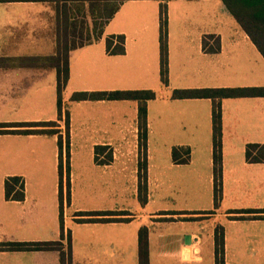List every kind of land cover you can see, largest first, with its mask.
<instances>
[{"label":"crops","instance_id":"0c3cea01","mask_svg":"<svg viewBox=\"0 0 264 264\" xmlns=\"http://www.w3.org/2000/svg\"><path fill=\"white\" fill-rule=\"evenodd\" d=\"M191 1L174 16L177 23L168 32V85L161 78L160 23L158 30L157 19L151 22L143 14L146 9L138 5L165 3L158 0L124 2L99 40L71 52L62 119L55 68L19 63L0 67V114H33L0 122L55 121L65 136L68 112L72 167L71 202L65 186L63 213L60 177L38 176L34 190L25 186L21 201L6 199L3 177L0 242L61 241L67 251L70 239L71 264H139V230L146 226L150 264H215V230L218 219L224 218L226 264H264V218L255 217L264 213L247 212L264 210V161L246 159L248 144L264 147V97L221 100L223 196L218 207L214 203V101L172 98L175 89L264 87V56L238 21L230 30H222L221 2ZM223 8L227 11L224 4ZM44 35L52 40L50 53L38 46ZM111 35L125 37L124 54L108 52L106 39ZM204 38L208 49L219 38L220 50H205ZM55 53L54 2H0V57ZM116 90L157 93L156 99L148 101L145 205L139 199V102L71 100L75 92ZM73 105L95 110L82 109L76 118ZM76 134L84 142H75ZM0 140H4L0 143L4 164L22 167L30 161L48 162L59 175L58 134H0ZM97 145L111 148L110 164L96 162ZM174 146L191 148L190 163L173 162ZM7 175L19 176L16 170ZM91 211H127V215L106 217L129 221H78L88 217L80 212ZM168 225L179 226L182 237L165 236ZM187 235L190 244L183 239ZM60 254L58 250L0 251V264H61Z\"/></svg>","mask_w":264,"mask_h":264},{"label":"trees","instance_id":"16d2710c","mask_svg":"<svg viewBox=\"0 0 264 264\" xmlns=\"http://www.w3.org/2000/svg\"><path fill=\"white\" fill-rule=\"evenodd\" d=\"M8 1H50L56 4V53L49 56H34L23 58L0 57V67L12 64H27L40 68H55L57 72V94L59 119L63 116V91L70 76V54L72 51L90 45L99 40L107 24L115 16L121 5L129 0H0ZM169 2L172 0H158ZM227 11L249 34L254 44L264 56V0H221ZM163 5V4H162ZM164 8L160 11V52L161 78L164 85H168V31L167 15ZM88 18L94 22V27L88 26ZM91 27V28H90ZM212 37V36H211ZM107 50L111 54L125 53V37L111 35L106 39ZM204 49L218 52L221 48L217 38L215 46L208 49V40L204 38ZM239 97H264V87H238L216 89H175L173 99L211 98L213 105V144H214V203L218 207L223 196V145H222V106L221 100ZM157 98L154 90H116V91H81L73 93L72 101H123L139 102V199L142 205L148 201V101ZM65 137L57 128L59 124L50 122H15L0 123V134H58L59 145V175L60 198L62 213L64 191L66 186L67 201L71 202V169H70V134L69 115L65 118ZM25 129H15V128ZM96 162L100 165L113 161V152L109 146L95 147ZM103 156V158H101ZM172 159L175 164H188L192 159L189 146H174ZM246 159L250 162L264 161V147L259 144H248ZM5 194L8 200L21 201L25 197V181L19 176L9 177L5 181ZM248 213L262 212L250 210ZM127 211H91L80 212L78 215L88 216L79 222H110L129 221V218H113L106 216L127 215ZM104 216V218H97ZM264 218V216H255ZM242 218H244L242 216ZM58 250L61 264H71L70 239L68 250H64L61 241L47 242H0V251H31ZM139 264H150L149 230L143 226L139 230ZM215 264H226L225 260V232L223 226L215 230Z\"/></svg>","mask_w":264,"mask_h":264},{"label":"rangeland","instance_id":"374dc122","mask_svg":"<svg viewBox=\"0 0 264 264\" xmlns=\"http://www.w3.org/2000/svg\"><path fill=\"white\" fill-rule=\"evenodd\" d=\"M190 2H192L191 0H173L171 3L167 2V3H163V5H156L157 3H147V4H138L141 7H144L146 9V11L143 10V14L145 13V16H147L150 21L152 22V20L154 19V17L157 19V24H158V30H159V23H161L160 20V14L159 11H161V8H164V12L167 15V31H171L174 28L175 23H177V20H174V16H177L179 14H182V6L183 4H189ZM215 2H221V23H222V30H230L232 25H236L237 20L234 18V16H232L229 12L225 11V9L223 8V3L222 1H218L216 0ZM193 5V4H192ZM156 11L157 13L155 14ZM88 26H92L94 27V22L91 18H88ZM91 28V27H90ZM41 44H39L38 46H40L41 49H43V51L50 53L51 51L54 50V47L51 48V44H52V40L51 42L49 41V37L44 35L42 39L39 40ZM51 48V50H50ZM67 89V87L65 88V90ZM33 90V88H30V91ZM68 90V89H67ZM32 93L30 92L28 94V96H30ZM54 95V93H53ZM58 96L57 92H56V97ZM50 95H49V90L48 88L46 89V92L43 93V100H45L46 102L49 100ZM71 104H69V109H70ZM84 111H88V112H92L95 110L94 107H82V108H78L76 107V105L72 106L71 111L74 114V116L77 118V116L79 114H77L78 112H80L81 110ZM104 111V109H103ZM31 116L33 114H15V112H13L12 114H5L2 116V114H0V121L5 120V119H9V120H16V119H24L27 116ZM5 116V117H4ZM2 123V122H0ZM65 137V136H64ZM4 140H0V143L3 142ZM29 141V140H28ZM27 140L23 139L21 140V142H28ZM10 142L15 143L18 142L15 139H11ZM30 143H36L37 141H29ZM75 142H84L83 137L80 135L75 136ZM71 171H72V167H70ZM17 171L19 177H21L23 179V181H25V186L28 188L29 185V189L30 190H34L35 189V183H36V178L38 176H45L47 177H51L52 179H54V177H60V175H58V173L55 172V168H54V164H49L48 162H46L43 165L37 164L34 161H30L29 164H27L26 166H22V167H16L15 165H6L4 164V162L0 161V181L3 179V177H5L7 180L9 177H13V175H7L8 173H13V171ZM0 191H1V186H0ZM220 226L225 227L223 224H225L226 220L224 218H219L218 219ZM168 230L165 231V236H177L179 238H181L182 236V229H180L179 226L177 225H168ZM233 231H235V229H232ZM188 236V235H187ZM183 238L186 241V237ZM204 236V235H203ZM205 239H207L206 235L204 236ZM174 264V263H173Z\"/></svg>","mask_w":264,"mask_h":264},{"label":"water","instance_id":"95a60500","mask_svg":"<svg viewBox=\"0 0 264 264\" xmlns=\"http://www.w3.org/2000/svg\"><path fill=\"white\" fill-rule=\"evenodd\" d=\"M187 244H190L191 243V238H190V236L188 235L187 237H186V241H185Z\"/></svg>","mask_w":264,"mask_h":264}]
</instances>
